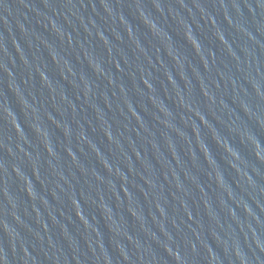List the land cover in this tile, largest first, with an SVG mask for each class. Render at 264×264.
I'll list each match as a JSON object with an SVG mask.
<instances>
[{
    "label": "water",
    "instance_id": "obj_1",
    "mask_svg": "<svg viewBox=\"0 0 264 264\" xmlns=\"http://www.w3.org/2000/svg\"><path fill=\"white\" fill-rule=\"evenodd\" d=\"M189 264H264V0H111Z\"/></svg>",
    "mask_w": 264,
    "mask_h": 264
}]
</instances>
